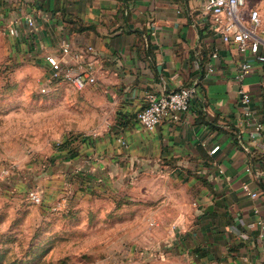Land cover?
Returning <instances> with one entry per match:
<instances>
[{
	"label": "crops",
	"instance_id": "1",
	"mask_svg": "<svg viewBox=\"0 0 264 264\" xmlns=\"http://www.w3.org/2000/svg\"><path fill=\"white\" fill-rule=\"evenodd\" d=\"M206 3L0 0V37L10 42L9 49L2 42L0 50L46 71L47 54L78 70H94L96 81L82 97L92 104L97 133L75 141L74 157L65 158L67 150L56 149L69 164L63 176L73 170L108 180L121 179L134 167H184V173L173 175L192 187L195 197L193 255L205 257L200 249L213 264H264V174L256 176L246 168L259 169L264 160V62L250 57L252 72L242 82L236 78L244 55L215 32ZM260 4L253 7L264 25ZM10 26L18 29L17 35L9 33ZM64 39L71 43L69 53L61 49ZM211 63L214 72L207 70ZM192 83L197 91L179 119L165 118L152 130L143 127L136 113L149 92L161 94ZM241 84L253 97L251 120L243 115ZM257 121L263 123L260 130L255 129ZM244 184L259 196H250Z\"/></svg>",
	"mask_w": 264,
	"mask_h": 264
},
{
	"label": "rangeland",
	"instance_id": "2",
	"mask_svg": "<svg viewBox=\"0 0 264 264\" xmlns=\"http://www.w3.org/2000/svg\"><path fill=\"white\" fill-rule=\"evenodd\" d=\"M256 2L264 8V0H248L246 11ZM2 42L9 49L7 36ZM28 60L0 50V158L8 170L0 179V264H213L190 251L195 197L173 175L184 167H134L108 180L62 175L69 164L57 146L71 134L95 135L97 118L82 97L87 87L46 85L47 71Z\"/></svg>",
	"mask_w": 264,
	"mask_h": 264
},
{
	"label": "built area",
	"instance_id": "3",
	"mask_svg": "<svg viewBox=\"0 0 264 264\" xmlns=\"http://www.w3.org/2000/svg\"><path fill=\"white\" fill-rule=\"evenodd\" d=\"M247 3L248 0H207L206 3V10L211 16L215 32L220 35L225 43L234 46L244 55L236 73V78L240 82L253 70L254 64L250 57L264 62V25L262 16L257 8H251L245 13ZM27 20L30 25L34 24L33 17L28 16ZM8 31L14 35L18 34V29L14 26H10ZM61 49L64 53L71 52V43L64 39L61 43ZM88 49H92V46H88ZM213 55L218 56V53L214 52ZM46 59L49 63L48 78L45 80L46 85L53 80H61L70 83L76 89H84L96 81L92 67L78 70L66 64L62 58L55 54H47ZM207 70L208 72H214L215 65L209 64ZM42 90H47V87H42ZM196 91L197 84L192 83L161 94L149 92L146 97V103L137 111L136 117L143 127L149 130L154 129L165 118L179 119L180 112L189 109L192 97ZM238 91L243 106V115L248 120H251L253 116L252 94L243 84H241ZM262 126L263 123L255 122L256 130H260ZM119 140L122 144L127 143L123 138ZM219 147L220 145L217 144L210 151L214 153ZM246 168L256 176H260L264 174V160L259 169H254L252 165H248ZM7 173L8 170L0 158V179L6 176ZM244 189L252 197L259 196L258 191L251 190L248 184H244ZM28 197L34 203L42 201V195L38 189L28 191ZM59 204L60 202L57 203L56 207ZM217 264H225V262L219 260Z\"/></svg>",
	"mask_w": 264,
	"mask_h": 264
},
{
	"label": "trees",
	"instance_id": "4",
	"mask_svg": "<svg viewBox=\"0 0 264 264\" xmlns=\"http://www.w3.org/2000/svg\"><path fill=\"white\" fill-rule=\"evenodd\" d=\"M86 139L85 136L79 137V135H73L71 134L69 137H66L62 142L59 143V145L57 146L58 150H67V155L65 158H71L74 157L78 151H77V146L75 145V141L76 140H84ZM200 249H198V254L200 256H206V252L199 251ZM200 252V253H199Z\"/></svg>",
	"mask_w": 264,
	"mask_h": 264
}]
</instances>
